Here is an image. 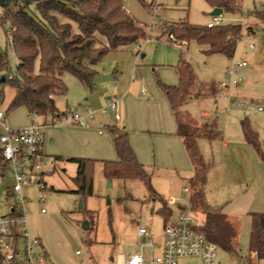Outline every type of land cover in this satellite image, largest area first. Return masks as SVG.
Returning <instances> with one entry per match:
<instances>
[{
  "label": "rangeland",
  "instance_id": "obj_1",
  "mask_svg": "<svg viewBox=\"0 0 264 264\" xmlns=\"http://www.w3.org/2000/svg\"><path fill=\"white\" fill-rule=\"evenodd\" d=\"M27 1H29L28 10L38 16L36 8L38 0ZM144 1H150L149 10L139 0H123V5L145 30V40L139 44L132 43L111 51L94 64L91 63L97 72L93 80V88H96L94 85L96 81L107 83L114 79V71L118 69L116 61L123 66L124 79L130 78L129 68L137 51L145 54L143 61H148L158 58L156 47L162 43L167 48L175 49L167 36L157 32V28L163 23L186 19L196 25H206L212 18L209 14L212 7L205 0ZM235 5L236 12L223 11L221 16L223 23L241 26V37L229 62L231 65L233 62L246 61V66L237 70L240 81L222 89L220 94L218 84L228 80V76L219 72L210 61L207 63V58H203L196 43L192 42L189 51L181 57L189 60L196 74L197 85L191 91V95L203 96L201 98L193 96L188 99L186 109L200 124L215 123L214 129L217 135L214 138L197 139L203 159L210 162V170L221 171V175H207L203 190L204 199L210 208L220 209L225 213L236 229V236L233 239L235 250L228 252L217 248V264H248L249 262L264 264L263 261H256L254 257L249 258L248 249L249 213H264V160L260 153L245 141L241 127V120L247 118L251 129L258 134L260 151L264 156V21L254 13L264 11V0H236ZM1 12L0 8V14ZM57 18L61 23H70L72 31L78 32L74 21L59 14ZM5 31V27L0 23V54L14 70L16 57L12 51L10 35ZM250 44L253 48L249 47ZM194 46L196 47L194 53H191V48ZM245 51L249 52L247 57L244 56ZM138 58L140 59V56ZM90 59V62L93 61L94 55H91ZM62 79L67 86V93L55 97L56 107L60 112L77 109L83 115L86 108H90L94 119L102 116L110 120L115 119L114 113L106 107L110 101L116 99L119 102V99L113 95L107 100L102 98L96 109L87 100L95 88L90 91L70 73L63 74ZM201 82L205 88L214 82L215 93L204 95L199 88ZM14 94L13 87L6 83L2 85L0 111L6 115L9 126L23 123L27 115L23 107L8 109ZM231 102L233 104H230ZM237 103L240 105L238 106ZM120 107L119 102L118 114H121ZM256 107H260V110ZM45 123H52L50 116H46ZM100 125L103 127L100 128ZM100 125H97L99 129L109 130L104 124ZM3 132L4 129L0 126V134ZM223 141L227 145L223 146ZM94 160L96 161L92 167L91 194L82 195L69 191L68 189L75 188L72 180L67 177L61 178L57 170L43 175L46 181L49 177L55 179L53 183L38 184L32 181L21 187L28 232L30 238L41 242L47 256L46 264H122L125 258L139 250V242L144 241V237L137 236L139 226L148 230L149 239L157 253L161 250L164 241V227L168 216L176 212L178 204L189 202L190 193L184 191V187H189L188 179L180 178L175 183V189L168 193L157 192L159 194L155 195L152 189L149 190L144 182L138 179L116 177L106 179L101 160ZM70 171V168H67L66 174L68 175ZM181 175L186 178L191 176L188 172H183ZM162 177L163 175H150L149 182L153 189L155 186L164 188L166 180ZM1 181L0 215H6L10 207L17 205L11 192L13 177L9 166H5ZM214 182L217 187L216 185L214 187ZM50 185L60 189L53 190ZM6 190L10 191L8 195ZM171 194L183 199L175 202L172 209L167 205ZM80 201L81 208L78 207ZM41 209H44L45 213L41 212ZM193 209L202 222L204 216L200 212L203 211L199 208ZM84 224H88L89 228L84 229ZM18 247L22 248L20 242ZM145 250L147 248L144 249V253ZM183 262L197 264L196 260Z\"/></svg>",
  "mask_w": 264,
  "mask_h": 264
},
{
  "label": "trees",
  "instance_id": "obj_2",
  "mask_svg": "<svg viewBox=\"0 0 264 264\" xmlns=\"http://www.w3.org/2000/svg\"><path fill=\"white\" fill-rule=\"evenodd\" d=\"M139 1L149 9L144 0ZM205 1L212 8H222V12L234 13L237 9L236 0ZM28 3L27 0H0V23L5 27V33L10 35L12 51L16 57L12 70L0 54V78L3 77L0 80V98L2 85L9 84L15 89V94L8 109L24 107L32 117L50 116L52 120V117L65 116L66 112H60L55 103L56 96L67 93L63 74L74 75L90 90L97 73L91 63L94 64L111 51L146 37L145 30L138 20L124 8L123 0H38V16L28 10ZM254 13L264 21V11ZM58 14L74 21L78 32L72 31L70 23L59 22ZM160 30L172 40H194L205 44L208 46L207 54L220 53L228 59L233 57L237 41L241 37V26L233 23L207 27L184 19L164 23ZM91 55H94V60L90 62ZM180 61V65L176 67L179 83L167 85L157 78V84L174 112L177 135L182 138L193 165V175L189 179L188 204L203 211L201 230L205 238L221 250L234 251L233 239L236 229L233 223L220 209L210 208L204 199L203 184L207 163L198 149L197 139L214 138L217 135L215 124H200L189 112L183 110L196 80L191 64ZM206 91L214 94L213 84H210ZM241 127L245 140L264 160L258 135L251 129L247 118L241 120ZM109 129L114 136L117 159L101 160L105 178L138 179L155 194L149 182L150 177L145 167L137 160L123 127L112 125ZM70 160L77 164L75 176L72 178L77 187L75 192L82 195L91 194L92 167L96 160L83 157ZM3 166L5 163L0 151V169ZM8 215H18L14 206ZM249 216V258L254 253L257 261L264 262V213L250 212Z\"/></svg>",
  "mask_w": 264,
  "mask_h": 264
},
{
  "label": "crops",
  "instance_id": "obj_3",
  "mask_svg": "<svg viewBox=\"0 0 264 264\" xmlns=\"http://www.w3.org/2000/svg\"><path fill=\"white\" fill-rule=\"evenodd\" d=\"M149 2L146 3L148 4ZM160 27L157 28V32L161 35L167 36L168 41L170 44L174 45L175 49L167 48L166 45L162 43L156 47L158 58L148 61H143L142 59L145 54L137 51L132 61V65L129 68V72L131 73L130 78L127 77L124 79L122 71L123 66L120 62L116 61L117 68L122 71H120L121 76L119 70L116 69L114 71V79L110 82L108 81L107 83H104L106 81H96L94 84L96 86V88L94 87V92L87 98L96 109H98L99 102L102 101V98L103 100H107L113 95L119 99L121 114H119L117 120L106 119L104 116L96 117L95 119L92 118L88 120L89 125L86 127L65 120L55 124H45L44 142L42 147L44 163L42 172L37 176L38 180L46 184L53 183L55 179L53 180V178L49 177L47 182L45 177L43 178V175L52 173L56 170L60 172L58 174L61 178L67 177L72 180L77 168V164L70 160L72 158L84 157L97 160L117 159L113 142L114 136L110 132V129L102 130L97 127V125L104 124L109 128L110 123L111 126L116 125L117 127H123L128 135L129 142L135 152L137 160L145 167L149 177L152 174L163 175L162 178L163 180H166V184H164V188L157 186L154 187L156 195L159 194L157 192L165 191L168 193L170 190L172 191V189H175V183L180 178H183L184 180L190 179L189 177L186 178L181 175L183 172H188L192 176L193 165L185 149L182 138L177 135V125L174 112L171 109L165 94L158 86L157 78L167 85H177L179 83L176 67L180 65V60L189 62L188 59H183L181 55H185L189 51V46L192 42L196 43L198 47L197 49H199V53L203 55V58H207V63L210 61L211 65L225 76H227L226 70L229 68V62L231 60L220 53L207 54L206 50L208 46L205 44H199L194 40L188 42L172 40L167 34L161 33ZM249 30H251V28H249ZM144 40L145 39H141L136 43L139 44V42H143ZM194 48L196 47L194 46L191 48V53H194ZM138 56H140V59ZM213 83L214 82L211 84ZM202 85L203 83L201 82L199 86L201 92H203L204 95L208 94L206 91L207 88ZM94 88L92 87L90 91ZM193 96L194 95H190L188 99ZM202 96V94H198L194 97L201 98ZM186 103L183 105V110L189 112L186 109ZM24 110L27 113L26 120L23 123L12 124L9 126L10 128H21L35 122H45L46 117H32L25 108ZM201 124L210 125L212 123L207 124L202 122ZM213 124L215 123L213 122ZM101 127L103 126L100 125V128ZM222 145L225 146L227 143L223 141ZM45 160L47 162H45ZM206 163L207 170L203 190L204 185L207 182V175H221V171L217 172L215 170H210V162ZM67 168H70L71 170L68 175L66 174ZM4 169L5 167L0 169V187L2 185L1 177ZM72 183L74 184L73 181ZM213 184L215 187V182ZM74 186L75 188H70L68 190L75 192L77 187L75 184ZM50 187L53 190L60 189L55 188L53 185H50ZM61 190L63 191L62 188ZM9 192L10 191L6 190L7 195ZM169 197H174V195L171 194ZM12 209L13 207H10L6 215H8ZM149 254V249L145 250L146 258H148ZM251 257L255 258L254 253L251 254Z\"/></svg>",
  "mask_w": 264,
  "mask_h": 264
},
{
  "label": "built area",
  "instance_id": "obj_4",
  "mask_svg": "<svg viewBox=\"0 0 264 264\" xmlns=\"http://www.w3.org/2000/svg\"><path fill=\"white\" fill-rule=\"evenodd\" d=\"M222 21L221 14L212 15L206 26L219 25L223 23ZM249 47L253 48V45L250 44ZM248 54V51L244 52L245 57ZM244 66H246L245 60L231 63L226 70L228 80L218 84L220 94L222 89L240 81L237 70ZM237 105L240 104L237 103ZM106 109L114 113L116 120L119 118L118 100L110 101ZM256 109L260 110V107H256ZM92 118L93 111L90 108H86L83 115L77 109H69L65 116L52 117L51 121L55 123L65 120L86 127L89 125L88 120ZM45 124V122L32 123L26 127L12 129L7 124L6 115L0 111V126L4 129V132L0 134V151L5 166L12 169L11 192L16 199L15 210L18 214L16 217L0 215V264H46L47 256L41 242L38 239L30 238L21 195L22 185L32 181L41 183L37 176L43 170L42 147ZM189 190V187H184V191ZM179 200L183 199L170 197L167 203L168 207L172 209L174 203ZM41 212H44V209H41ZM200 214L204 216L203 212ZM203 221L200 222L199 216L187 202L178 204L176 212L168 216L161 250L157 253L154 252L155 246L149 239L150 233L145 227L139 226L137 236L144 237V241L139 242V250L125 258L122 264H184V260H196L197 264H217V247L205 238L201 230ZM18 242L22 244L21 249L18 247ZM145 248L150 251L148 258L145 257Z\"/></svg>",
  "mask_w": 264,
  "mask_h": 264
},
{
  "label": "water",
  "instance_id": "obj_5",
  "mask_svg": "<svg viewBox=\"0 0 264 264\" xmlns=\"http://www.w3.org/2000/svg\"><path fill=\"white\" fill-rule=\"evenodd\" d=\"M221 13H222V8L214 7V8H212V10L210 11L209 14L210 15H217V14H221ZM2 79H3V77L0 78V80H2ZM78 207L81 208V201L79 202V206ZM83 228L87 229L88 228V224H84Z\"/></svg>",
  "mask_w": 264,
  "mask_h": 264
}]
</instances>
